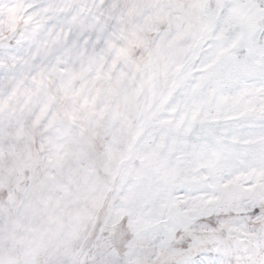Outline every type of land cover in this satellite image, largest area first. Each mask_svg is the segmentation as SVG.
Masks as SVG:
<instances>
[{
  "label": "clouds",
  "instance_id": "clouds-1",
  "mask_svg": "<svg viewBox=\"0 0 264 264\" xmlns=\"http://www.w3.org/2000/svg\"><path fill=\"white\" fill-rule=\"evenodd\" d=\"M264 0H0V264H264Z\"/></svg>",
  "mask_w": 264,
  "mask_h": 264
},
{
  "label": "snow or ice",
  "instance_id": "snow-or-ice-1",
  "mask_svg": "<svg viewBox=\"0 0 264 264\" xmlns=\"http://www.w3.org/2000/svg\"><path fill=\"white\" fill-rule=\"evenodd\" d=\"M251 215L260 216L264 215V206H256L251 209Z\"/></svg>",
  "mask_w": 264,
  "mask_h": 264
}]
</instances>
